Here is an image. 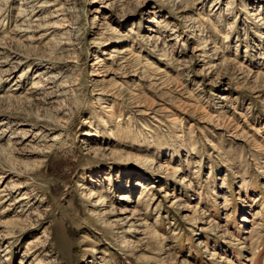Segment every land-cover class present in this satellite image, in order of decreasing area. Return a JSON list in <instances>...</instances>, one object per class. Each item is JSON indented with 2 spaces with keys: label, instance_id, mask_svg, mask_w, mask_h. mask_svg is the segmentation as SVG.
Returning a JSON list of instances; mask_svg holds the SVG:
<instances>
[{
  "label": "rangeland",
  "instance_id": "374dc122",
  "mask_svg": "<svg viewBox=\"0 0 264 264\" xmlns=\"http://www.w3.org/2000/svg\"><path fill=\"white\" fill-rule=\"evenodd\" d=\"M0 264H264V0H0Z\"/></svg>",
  "mask_w": 264,
  "mask_h": 264
},
{
  "label": "bare ground",
  "instance_id": "6f19581e",
  "mask_svg": "<svg viewBox=\"0 0 264 264\" xmlns=\"http://www.w3.org/2000/svg\"><path fill=\"white\" fill-rule=\"evenodd\" d=\"M57 2V1H56ZM55 4V3H54ZM59 4V3H58ZM53 4H48V7H50V6H52ZM40 7H42V8H44L43 6H40ZM54 8V7H53ZM58 10V9H57ZM55 12H58V11H55ZM59 13V12H58ZM54 18V17H53ZM56 27V26H55ZM59 26H57L56 28H58ZM55 28V29H56ZM54 29V28H53ZM19 145V144H18ZM15 146V145H14ZM22 201V199H20L19 201H16L17 203H19V202H21Z\"/></svg>",
  "mask_w": 264,
  "mask_h": 264
}]
</instances>
